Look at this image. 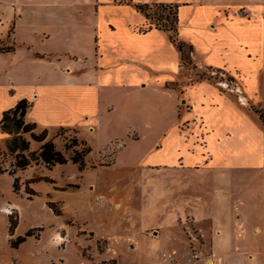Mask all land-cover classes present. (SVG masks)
<instances>
[{
  "label": "rangeland",
  "instance_id": "rangeland-1",
  "mask_svg": "<svg viewBox=\"0 0 264 264\" xmlns=\"http://www.w3.org/2000/svg\"><path fill=\"white\" fill-rule=\"evenodd\" d=\"M26 1L16 0L15 9L12 2L0 1L4 16L22 15L20 37L34 38V31H48L49 47L67 48L82 56L91 53L89 31L97 27L113 59L120 56L115 50L120 47L135 57L148 48L157 50L153 45L156 41L168 42L163 51L169 55L163 56V62L136 60L140 67L130 73L119 60H112L116 72L139 82V87L121 93L109 89L100 92L106 81L97 78L90 90L77 92L83 104L61 96L67 104L71 99L72 109L39 105L42 117L48 109L49 116L69 120L75 127H44L25 116L26 122L35 123L33 132L46 130V140L65 157L72 150H82L79 142L84 141L91 151L81 169L69 160L52 167L32 163L15 172L18 183L14 192L13 178L7 174L13 170L14 158L6 150L5 135L0 134V264H204L205 260L264 264V0H163L147 3L153 4L146 9L149 19L132 11L136 10L131 0H105L112 7L126 4L132 10L107 9L109 15H99V19L95 0H34L23 5ZM157 3L178 6L179 37L187 42L182 54L168 41L169 33L139 37L119 25L138 22L140 25L134 23L132 29L141 33L148 27L152 30L158 16L170 20L172 8ZM206 16L221 18L229 25L232 20V36L249 41V47L240 49L236 39L227 36L228 44L236 42L229 47L228 63L221 62L220 55L226 54L218 50H211L208 60L190 49L189 43L202 52L210 50L209 39L201 31L207 26ZM101 19L104 24L111 22L112 30L115 23L117 30L100 32ZM212 25L215 20L209 29ZM7 26L0 22L2 49L12 42L1 35ZM138 44L142 45L140 51ZM242 51L252 56L247 58ZM255 54L257 58H253ZM77 55L60 53L46 58L57 59L49 61L60 62L56 69L66 74L75 67L58 59L76 61ZM33 57L44 54L37 52ZM170 60H177L175 75ZM29 61H14L22 83L31 79L29 72L34 66H29ZM9 63L0 57V88L15 98L29 89L14 86ZM162 82L175 98L172 128L169 110L173 96ZM108 104L114 109L109 111ZM80 109L93 113L90 122L74 113ZM95 119L98 130H89ZM129 131L130 140L140 139L132 142L135 145L126 142L124 146V134ZM22 136L29 142L28 153L38 150L40 143L29 134ZM154 141L156 145L148 154ZM175 156L174 166L160 169L159 164L153 165ZM10 222L16 225L12 235ZM226 228L232 236L227 253L228 243L223 239ZM28 231L31 236L25 241L11 245ZM56 233L63 239L59 244L52 239ZM196 249L203 252L197 261L192 257Z\"/></svg>",
  "mask_w": 264,
  "mask_h": 264
},
{
  "label": "crops",
  "instance_id": "crops-1",
  "mask_svg": "<svg viewBox=\"0 0 264 264\" xmlns=\"http://www.w3.org/2000/svg\"><path fill=\"white\" fill-rule=\"evenodd\" d=\"M1 2H5L6 4H10L12 2V8L15 9V4H16V0H0ZM29 1H34V0H29ZM26 1L27 3H23V5H28L30 2ZM134 4H143V3H151V2H163V0H131ZM94 4V8L97 14V18L99 19V15L102 16H106L109 15L106 13V10H118L121 8H129L132 10V8H130V6L122 5L120 6L121 8H115L112 7V5H108L105 3V0H95L93 2ZM88 5V4H87ZM133 12L139 14V16L141 17L140 13L137 11L132 10ZM8 17V19L6 20L5 17ZM4 16L3 13H0V18L1 21H5V23L8 24L7 29L4 30V32L1 35H5L7 38H11L12 42L11 45L9 46L8 49L4 50V51H0V57L1 58H6V60H10V63L8 65V67L11 66V69H9L11 72L10 76L12 77V81H14V86L15 85H23L22 88H28L29 91L22 94V96H17V97H9L8 94L6 93V91L2 88H0V116L1 113L5 110H8L10 108H13L16 103L22 99L27 100L28 102H30L31 106L30 108L27 110L26 115L27 117H29L30 119L34 120L36 123L44 126V127H49V126H72L75 127V125H72V123L68 120H59V119H55L52 116H49V110H46V114L44 117H42L40 115V109H39V105L40 104H46V106L48 108H50V106H56L58 107H64L67 106L69 108H73L72 107V103L69 104L70 100L72 99L73 101H78V104L82 103V97H80V95L77 93L79 90H90V88L92 87V81H98L97 78H100L99 81H106L103 84H108L111 86H106V85H102V88H100V92L101 91H105V90H118L120 91H128L130 88H136L139 87L138 83L135 82V80H127L126 78H123V76H121V74L119 72H116L115 70V62L112 60H119L122 63V66L124 69H126V71L130 72H134V69L137 67H140L139 63L136 60H156L158 62V60H161V62H163V56H168L169 53L167 51H163L164 49H167V45L161 44L158 41H156V44L154 43L153 45H155V48L157 50H153V48H148V50H146L145 52H143L142 54H140L139 57H135L131 54H128L126 52V49H123V47H120L118 49H115L116 52H118L120 54V56L118 55L115 59L111 58L110 55L107 54V45L106 43H104L101 38H100V33H97L96 31L98 30L97 27H90V47H91V53L90 54H85L82 56H78L75 52L70 51L67 48L64 49H53L51 47H49L48 45H50V33L48 31H34L32 34L34 36V38H26V37H20V30L19 27L20 25H18L20 23L21 17L22 15H16L15 13L12 15H6ZM179 18V15H178ZM205 18L207 21V26L203 27L201 29L202 33L208 37L209 39V44L207 48H210L209 51H201V50H197V48H194L192 45V48L194 49V51L199 54V55H203L206 57V59H209V54L213 51V50H218V52H223V55H220V59L221 62H223L224 60L228 63L227 60V55L229 54V52H232V50L229 49V47L233 46V44L235 45V43L237 42V44H240V49L242 47H244L245 49H247V47H249V41L247 40H242L239 36H235L236 38H234L233 35V31L230 28L231 25L234 24V22H232V20L229 21V24H227V21H221V18L216 19V18H211L209 16H206ZM212 20H215V25L213 27H211V29H209L210 27V23ZM247 20V19H246ZM0 21V22H1ZM179 22V19H178ZM111 22H107L106 24L103 23V20L101 19V21L99 22V31L102 32L103 29H107L108 31L114 32L117 30V26L114 25V30L109 28V24ZM113 23V22H112ZM134 23H137V25L140 23L138 22H127V23H120L119 25L126 27L130 33L135 34L136 36L139 37H148L150 36L152 33H165L166 35L168 34L167 32H162L156 29H152L146 32H141V33H137L132 29V26L134 25ZM10 25V26H9ZM71 28L73 26H70ZM76 28V26H75ZM78 30H80V26H77ZM32 29V28H31ZM68 30H70L68 28ZM62 32H66V29H64V31ZM110 32V33H111ZM226 33H228V35H225ZM99 36V37H98ZM228 37H232L234 39H236L233 44H228ZM178 37H179V26H178ZM16 38L19 39V42L16 43ZM168 41H169V36H167ZM94 39L96 40V44L94 42ZM179 39L181 40V38L179 37ZM183 41V40H182ZM185 42V41H184ZM226 42V43H225ZM243 42V44L241 43ZM187 43V42H186ZM93 44L95 45V47L93 46ZM44 45H47V47H43ZM248 45V46H247ZM154 48V49H155ZM142 49V45L138 44V48L137 50L140 51ZM212 50V51H211ZM239 50V49H238ZM40 52L41 54H44V57H40V58H34L33 54ZM175 54H177V52L174 50ZM247 58L251 57L252 54L250 52L245 53L244 51H242ZM60 53H66V54H75L78 56V59H76V61H73V59H58V60H68V62L70 63V65H72L75 68H70L71 72L66 74H62L61 72L58 71V69H56V67H59V63L58 61H49V60H57V59H48L46 57L49 56H55L58 55ZM96 57H95V54ZM258 54H255L253 56V58H257ZM251 59V58H249ZM15 60H30L29 61V66H34V69L32 72H29L31 75V79L28 77V81L26 83H22L21 81H23V78L20 77V74L18 71H16L14 69V66H16L15 64ZM33 60V61H31ZM70 60V61H69ZM72 60V61H71ZM110 60V61H108ZM169 61V60H168ZM20 61H18L19 63ZM170 62H173V68L171 69V71L174 72V75L176 74V62L177 60H170ZM17 63V64H18ZM25 64V63H24ZM118 66V63H116ZM213 65H218V64H214L211 63ZM29 66L27 65V68L29 70ZM6 67V68H8ZM23 69L26 67H22ZM150 72L152 73L153 70L150 69ZM161 72V71H160ZM167 73V72H166ZM166 73H163L162 71V75H166ZM15 75V76H14ZM173 75V73H172ZM244 75V74H243ZM93 76L95 77L93 80ZM167 78L169 75H166ZM92 78V79H91ZM245 78V75H244ZM116 80V81H115ZM168 80V79H167ZM166 80V81H167ZM164 83L162 82V87H164ZM145 85H141V87H144ZM15 88V87H14ZM98 88V87H97ZM118 88V89H117ZM121 88V89H120ZM166 91L168 92V94L173 96V101H172V109L169 110V113L173 116V121L171 122V125L169 126L170 128L173 127L174 124V111L173 108L175 107V98L174 95L172 94V90L165 88ZM15 93V92H14ZM10 95V94H9ZM12 95V94H11ZM61 96H67L70 97L71 99L68 100V104L66 102L65 99H62ZM95 96H96V92H95ZM51 98V100H50ZM96 98V97H95ZM11 100V102H9L8 100ZM95 100V99H94ZM109 103V102H107ZM86 105V104H85ZM112 104H108V110L111 111L114 109L113 106H111ZM81 106V105H78ZM39 110V111H37ZM74 111V110H73ZM39 112V113H38ZM75 114L78 115H82L83 116V120L86 122H90L92 119L91 114H97V109L96 107H94L93 113H89L88 109H80V110H76V112L74 111ZM168 113V111H167ZM88 126L89 130L90 129H94V130H98V122L95 119L93 123H90ZM95 132V131H94ZM131 131L127 132L124 134L126 140L124 142V146H126V142H128L131 146L135 145L132 142H137L140 139L136 140V141H132L130 140V137L127 136L128 133H130ZM134 132V131H133ZM91 133V132H90ZM2 134V133H0ZM4 135V134H3ZM7 138V136L5 135V139ZM115 137H113L114 139ZM112 140V139H111ZM157 141H154L153 145L150 146V148L147 149L148 154H150L152 152V148L154 147V145H156ZM142 159H140L139 161L141 162ZM176 156L174 157V159L171 160L170 159H166V160H157L155 164H159L161 166L160 169H163L164 166H174L173 162H176ZM138 162V161H137ZM150 167V166H148ZM153 167V166H151ZM155 167V166H154ZM227 183V180H226ZM231 223V222H230ZM229 224V222H228ZM226 232H225V236L223 239L226 240V242L228 243L227 247H225L224 251L225 253H227V248H229L232 236H231V231L230 228H226Z\"/></svg>",
  "mask_w": 264,
  "mask_h": 264
},
{
  "label": "trees",
  "instance_id": "trees-1",
  "mask_svg": "<svg viewBox=\"0 0 264 264\" xmlns=\"http://www.w3.org/2000/svg\"><path fill=\"white\" fill-rule=\"evenodd\" d=\"M152 5L153 4L143 3L134 4L133 7L137 12L143 14L145 19H149L150 17L146 13V9H150ZM171 5V3H157V6L159 7L172 8L171 19L168 20V16H165L163 18L160 16L156 17L154 19L155 22H158L160 24L158 25V23H155L153 29L169 33V40L182 54V49L185 45H187V43L180 40L178 37V6ZM149 30L150 28L148 27V29L142 32H146ZM188 47L192 49L191 44H188ZM4 50L6 49L0 48V51ZM30 106V102L22 99L18 101L13 108L3 111L0 116V133L7 136L5 147L7 152L14 158V162L12 164L13 170L7 171V174L13 178L12 189L14 192L16 191L18 183V178L15 176V172L17 170H25L27 167L31 166L32 163L37 164L41 162L47 167H52L55 165H63L68 160L73 164H76L79 169H81V167L83 166L84 157L91 151L88 146H85V142L81 141L79 142V144L83 146L82 150H72L69 157H65V155L61 151L55 148L53 142L50 139L46 140V130H43L41 134H35L33 132L35 123H28L25 121V115ZM23 134H29L30 138L33 141L40 143L37 151L28 153L29 142L23 138ZM72 142L75 143V145H78L76 138H73ZM15 226V224L10 222V235L13 234V229L15 228ZM28 236H31V233L29 231L26 232L24 236L16 237L14 242L12 240L11 245L25 241V238Z\"/></svg>",
  "mask_w": 264,
  "mask_h": 264
},
{
  "label": "built area",
  "instance_id": "built-area-1",
  "mask_svg": "<svg viewBox=\"0 0 264 264\" xmlns=\"http://www.w3.org/2000/svg\"><path fill=\"white\" fill-rule=\"evenodd\" d=\"M202 254H203L202 250L196 249L193 251L192 257L195 261H197V259H199ZM208 262H210V261L205 260L204 264H207ZM211 264H216V263H211Z\"/></svg>",
  "mask_w": 264,
  "mask_h": 264
},
{
  "label": "bare ground",
  "instance_id": "bare-ground-1",
  "mask_svg": "<svg viewBox=\"0 0 264 264\" xmlns=\"http://www.w3.org/2000/svg\"><path fill=\"white\" fill-rule=\"evenodd\" d=\"M7 212V211H4ZM58 237V239H57ZM57 244H59L61 241H63L62 237L58 235L57 233L54 235V238H52ZM207 264H211V262H208Z\"/></svg>",
  "mask_w": 264,
  "mask_h": 264
},
{
  "label": "clouds",
  "instance_id": "clouds-1",
  "mask_svg": "<svg viewBox=\"0 0 264 264\" xmlns=\"http://www.w3.org/2000/svg\"><path fill=\"white\" fill-rule=\"evenodd\" d=\"M57 239H58V237H57Z\"/></svg>",
  "mask_w": 264,
  "mask_h": 264
}]
</instances>
